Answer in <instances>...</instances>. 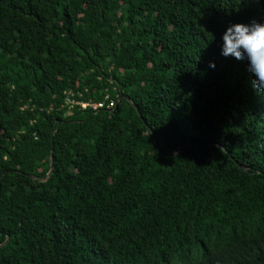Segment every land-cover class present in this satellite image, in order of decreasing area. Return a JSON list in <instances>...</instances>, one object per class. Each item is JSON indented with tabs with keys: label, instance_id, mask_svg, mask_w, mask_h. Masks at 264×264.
I'll return each instance as SVG.
<instances>
[{
	"label": "trees",
	"instance_id": "16d2710c",
	"mask_svg": "<svg viewBox=\"0 0 264 264\" xmlns=\"http://www.w3.org/2000/svg\"><path fill=\"white\" fill-rule=\"evenodd\" d=\"M252 21L264 0H0V264H264V91L220 54Z\"/></svg>",
	"mask_w": 264,
	"mask_h": 264
},
{
	"label": "clouds",
	"instance_id": "9594fccd",
	"mask_svg": "<svg viewBox=\"0 0 264 264\" xmlns=\"http://www.w3.org/2000/svg\"><path fill=\"white\" fill-rule=\"evenodd\" d=\"M220 54L246 60L253 76L252 87L264 91V22L229 24L221 34ZM208 66L213 68L215 64L209 61Z\"/></svg>",
	"mask_w": 264,
	"mask_h": 264
},
{
	"label": "built area",
	"instance_id": "2783aa9c",
	"mask_svg": "<svg viewBox=\"0 0 264 264\" xmlns=\"http://www.w3.org/2000/svg\"><path fill=\"white\" fill-rule=\"evenodd\" d=\"M106 98H108L107 95H106ZM67 103L69 104V106H72L73 104H77V105H80L82 108H87V106H92L95 110H97V109H100L103 107H105L106 109H113L116 106L117 101L110 99L108 103H104L103 101L93 102V103L92 102L79 103V102L71 101L69 99V100H67Z\"/></svg>",
	"mask_w": 264,
	"mask_h": 264
},
{
	"label": "water",
	"instance_id": "95a60500",
	"mask_svg": "<svg viewBox=\"0 0 264 264\" xmlns=\"http://www.w3.org/2000/svg\"><path fill=\"white\" fill-rule=\"evenodd\" d=\"M121 98H127L128 100H130V97L128 96V95H126V94H120V95H118V97H117V103L119 102V100L121 99ZM117 105V104H116ZM173 154H175V153H173ZM173 154H171V155H173ZM53 170V161H52V156H51V171ZM50 171V172H51Z\"/></svg>",
	"mask_w": 264,
	"mask_h": 264
},
{
	"label": "bare ground",
	"instance_id": "6f19581e",
	"mask_svg": "<svg viewBox=\"0 0 264 264\" xmlns=\"http://www.w3.org/2000/svg\"><path fill=\"white\" fill-rule=\"evenodd\" d=\"M111 111V110H110ZM48 176V175H47Z\"/></svg>",
	"mask_w": 264,
	"mask_h": 264
}]
</instances>
